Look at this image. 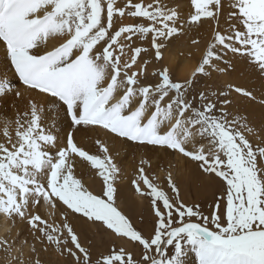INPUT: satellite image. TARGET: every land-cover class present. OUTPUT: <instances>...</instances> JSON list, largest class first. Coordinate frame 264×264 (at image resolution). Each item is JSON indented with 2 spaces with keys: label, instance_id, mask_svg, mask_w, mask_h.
I'll return each mask as SVG.
<instances>
[{
  "label": "snow or ice",
  "instance_id": "1",
  "mask_svg": "<svg viewBox=\"0 0 264 264\" xmlns=\"http://www.w3.org/2000/svg\"><path fill=\"white\" fill-rule=\"evenodd\" d=\"M190 8L182 18L165 0H0V98L26 99L14 119L0 118V215L9 224L0 236V264H52L41 253L57 257L55 264L69 257L70 264H185L188 253L197 264H264V127L257 131L228 110L233 91L257 98L231 84L197 87L199 79L233 68L229 53L264 80V0H190ZM125 16L140 21L124 23ZM205 20L214 28L197 66L174 79L163 50ZM60 113L72 129L98 127L136 146L171 150L218 178L223 190L205 214L183 202L170 171V191L155 184L146 173L150 162L141 159L131 183L150 198L154 234L146 238L116 206L121 169L109 147L97 139L91 154L73 131L58 136ZM82 162L102 178L101 195L76 177ZM41 205H60V221L42 218ZM69 212L137 242L142 258L113 245L94 260ZM18 223L28 225L24 239Z\"/></svg>",
  "mask_w": 264,
  "mask_h": 264
},
{
  "label": "rangeland",
  "instance_id": "2",
  "mask_svg": "<svg viewBox=\"0 0 264 264\" xmlns=\"http://www.w3.org/2000/svg\"><path fill=\"white\" fill-rule=\"evenodd\" d=\"M168 5L171 7L177 8V5L173 4L172 2H170ZM135 19L140 20V18H131V17L125 16L123 18V22L124 23L139 22V21H136ZM197 33H198V31H196L193 34H197ZM137 45L145 46V47L148 46V44L146 42L141 45V42H139V41H137ZM167 48H170V43H169ZM180 52H182V55H190L191 54V52H187L186 54H184L183 51H180ZM229 54H230V56L228 55L227 58L230 59L232 61V64H233V68L230 69L229 71H234V70H236V67H238V64L241 65L242 70L239 71L237 73V75L240 77H246L250 82H254L256 85L257 91L262 90V95L264 96V93H263L264 91L261 88V86L263 87L264 85L261 83V86H259L260 78L256 74V72L253 70V68L249 65V63L246 61V59L239 57V56L233 57L231 53H229ZM151 55H153V53H149V56H151ZM0 57H3V51L2 50L0 51ZM163 57H164V54H163ZM150 71H151V69H150ZM229 71L225 74L227 75L229 73ZM171 73H172L174 79L180 80V79H178V75L176 73H174V72H171ZM263 82H264V80H263ZM205 85H210L212 87V90L218 89V88L214 89L212 84L205 83V82H203L202 79L198 80V82H197L198 88H203ZM16 86L22 87L19 84L18 80H16ZM219 89L225 90L223 87H221ZM233 93H235V92L233 91ZM239 96H242L244 98V96L241 94H239ZM255 96L257 98L256 99V103H257L258 98L260 96H258L257 94H255ZM37 98L42 99V97H37ZM244 99L250 100L247 97H245ZM245 100L242 102H239V103L238 102L236 103V101L234 102L232 100V103L229 105L228 110H229V112H231L235 115H239L241 117L246 118L247 121L250 123V125L253 126L258 131L261 127H264V125H262V121H251V119L247 116V113L242 112V108H245V109L249 110L250 112H252L253 105H250V106L246 105L247 100L246 101ZM25 101H26V99L15 98L12 95L7 96L6 98H0V118L7 117L9 119H14V114L17 111V109L23 110L25 108V105H26ZM14 104H15V107H13ZM253 104H254V102H253ZM63 114L64 113H60V116L56 117V120H55L56 126H55L54 131L58 136H61V137L63 136V138H66L67 132L73 131L75 134L74 138H75V141L77 142V144H78V140L76 138L79 139V137L80 138L83 137L84 134L89 135V136L85 137V140L90 141L92 144H95V141L100 138L99 136H97L96 133H98V134L99 133H105L102 129H100L98 127H87V128H85L84 126H80L79 130L72 129L69 127L70 121L68 119H65ZM255 122H257L258 124H256ZM43 123L45 124V126H48L51 123V117L48 113L45 114V118H44ZM90 132H92L94 135V138L97 137V139L93 140ZM105 135H107V134L105 133ZM250 139L252 140L254 146H257L256 139L254 137H250ZM121 143H126L125 146H127V143L132 145V143L125 142L123 140H121ZM133 146L135 147L136 145H133ZM130 147H132V146H130ZM134 147H132V148H134ZM138 148H139V146H138ZM144 148L145 147H143V149L141 148V151L143 150V153L146 151V149H148V148L154 149L155 147L147 146L145 149ZM159 150H162V154H161L160 160L158 161V167L155 168L151 164H150V167H149V165H145L146 173L149 175V178L152 179L153 182L155 184H157L159 187H161L163 190L170 191L168 189V186H167V174L170 171L172 173L173 180L175 181V183L179 187L180 198L183 200V202L187 205L199 204L201 206V208L203 209L204 213L207 214L209 212L210 207L213 205V201H214L215 197L219 196L221 191L223 190L222 182L218 178H209L206 175L205 176H206L207 180H205L204 177L201 179H195V178H192L190 176H182L180 171H179V168H178L179 162H180L179 158L184 160V161L186 159L185 158L183 159V157L181 155H179V154H177L171 150H163L160 148H159ZM91 152H94L96 154L97 148L93 149ZM125 152H127V151L125 149H123L120 156H122L123 159L128 160L130 162V164L129 163L125 164V166L123 168H122V166L120 167L121 171L119 173V178H118L119 181L118 180L116 181V186H117V184L119 185L121 183H126L130 186V188H131L130 191L132 193V196H134V198H136V200L138 199L142 203L139 206V208L141 209L140 210L141 213H138L137 216H134L133 214H127L121 208L122 206H124L122 203V197L121 196L119 199H117V198L115 199L116 200V206L118 207V209L120 211H122L123 214L126 215L127 218H129V220L133 224V226L147 238V237L151 236L152 234H154V214H153L151 207H150V198L146 195L139 194L135 190L134 186L131 183V181L133 179H135L137 176V169L140 166L139 162L141 159H138L136 161L134 159V153L131 154L130 156L126 157V156H124ZM117 153L118 152H115V155H117ZM85 165H87V166H85ZM118 166H119V164H118ZM122 172H124V173H122ZM90 173L93 175H91ZM89 174H90V176H88ZM123 174H124V176H123ZM75 175L78 179H80L82 181V183L85 185V187L89 191H91L93 194H95V195H101L102 194V191L100 193H98V190H97V182L101 184L102 178L99 177L97 171L92 169L91 166L87 162L78 163V165L76 166ZM101 187L103 189V183L101 184ZM141 188L142 189L144 188L142 183H141ZM137 195H140V199L138 198ZM130 206H132V204ZM130 209H131L130 211L133 210V208H130ZM223 211H224V208H223V202H222L221 212L223 213ZM59 215H60L59 209L53 210L51 212V216H54V218H53L54 222H58L57 217H59ZM71 215H68V220L74 226V220H72L71 217H74V218H77V217L73 216V215L71 216ZM23 226H24V224H23ZM96 226H97V231H93L92 229H90L84 225L80 226V230L75 229L76 232L79 233L80 236L85 235L84 237H80L81 243L86 244V245L91 247L92 257L94 260L97 258L98 253L109 251L113 245H115V247H117V248L123 246L127 250L131 251L134 254V257H136L137 259L142 258V255H143L142 246H139L137 242H130L127 238H124V239L117 238L114 234H111L110 232H105L102 228H98V225H96ZM209 227H211V225H209ZM21 230L25 231L23 229V227L21 228ZM85 237H86V239H85ZM40 247L41 246L39 244H37V248H40ZM167 251L170 254L172 252L171 247ZM2 255L3 254L0 253V257H2ZM188 255L194 256V253L186 254V256H188ZM47 256L51 260L52 264H55V257H53L52 255L51 256L47 255ZM70 261H71L70 257L68 258L67 261L62 260L63 264H70Z\"/></svg>",
  "mask_w": 264,
  "mask_h": 264
},
{
  "label": "bare ground",
  "instance_id": "3",
  "mask_svg": "<svg viewBox=\"0 0 264 264\" xmlns=\"http://www.w3.org/2000/svg\"><path fill=\"white\" fill-rule=\"evenodd\" d=\"M146 2H150V0H146ZM165 2L167 4H169L170 2H172L173 4H176L178 10L181 13L182 18H186L191 11L190 0H165ZM135 20L140 21L139 19H135ZM221 22H222V24L224 23L223 20ZM213 28H214V24L211 21L205 20L201 25L193 26V28L190 31H186L184 35H181V36H178V37L172 39L170 41V48H167L163 51L164 57H163L162 63L167 65L171 72L176 73L178 75V79L183 80V79L187 78L189 76V74L191 73V71L196 67L199 59L201 58V55H202L204 49L206 48L207 43L211 39L212 33H213ZM196 31H198V33L193 34ZM193 39L199 40V44L193 45L191 43V41ZM180 51H183L184 54H186L187 52H191V54L190 55H182V52H180ZM228 55L230 56V54H228ZM241 70H242V66L238 64V67H236V70L229 71V73H230V74L228 73L229 75L228 74L226 75L225 73L220 74V73L214 72L212 74L211 79H202V80L205 83L212 84L214 89H216V88L219 89V88L223 87L225 90H227L228 85L234 84L235 86H240V87H243L245 89L251 90V91H253L254 95L257 94L258 96H260L258 98L257 103H256V100H251V99L247 100L246 99L247 100L246 105H249V106L253 105L252 112H250L249 110H247L245 108H242V112L247 113V116L251 119V121H262V125H264V106H262L259 103V100L262 97H264L262 95V90L257 91L256 85L254 82H250L246 77L238 76L237 73ZM261 83L264 85V82L262 79L259 80V86H261ZM19 88L24 93L25 98L30 95V93L25 91L23 89V87H19ZM261 88L264 91V86L263 87L261 86ZM244 98L242 96H239L238 93L232 92V94L230 95V99H232L234 102L236 101V103L244 101L245 100ZM253 102H254V104H253ZM255 123L258 124L257 122H255ZM0 127H2V119L0 120ZM90 134H91L93 140L97 139V137L94 138V135L92 132H90ZM96 134H97V136L100 137L99 139L109 147L110 154H112L114 156L116 163L119 164V167L122 166V168H123L125 166V164H128V163L130 164V162L128 160H125V159H123L122 156H120L123 149H125L127 151V152H125L124 156L127 157V156H130L131 154L134 153V159L136 161L138 159H146L150 162L151 165H153V167H155V168L158 167V161L160 160L161 154H162V150H159V148H156V147L154 149L148 148L143 153V150L141 151V148L143 149V147H141V146H139V148H138V146L134 147L133 146L134 144L131 145L129 143H127V146H125L126 143H121V139L115 138L114 136H109V135L107 136V135H105V133H99V134L96 133ZM86 136H89V135L84 134L83 137H81V138L79 137V139L76 138L78 140V145L83 146L89 152H91L95 148H98L95 144H92L90 141L85 140ZM61 138H63V136ZM130 146H132L134 148H132ZM115 152H118L117 155H115ZM93 153L94 152H91V154H93ZM179 160H180V162H179L178 168H179V171H180L182 176H190V177L195 178V179H201L204 177L205 180H207L206 176L201 173V171L198 169L197 164L195 162H191L189 160L184 161L180 158H179ZM85 166H87V165H85ZM124 172H122V173H124ZM90 174L88 176H90ZM91 175H93V174H91ZM123 176H124V174H123ZM101 184L97 182L98 193H100L102 191ZM116 187H117V192L115 194V199L116 198L119 199L120 196L122 197V203L124 206H122L121 208L127 214H133L134 216H137L138 213H141L140 212L141 209L139 208V206L142 203L138 199L136 200V198H134V196H132V193L130 191L131 190L130 186L126 183H121L119 185L117 184ZM137 196L140 199V195H137ZM131 204H132V206H130ZM130 208H133V210L130 211L131 210ZM56 209H59V211H60L61 206L58 205L57 208H52L50 206L41 205V207L37 210V212L39 215H41L42 218L51 217V219L53 220L54 216H51V212L53 210H56ZM68 215H71V213L69 212ZM57 219L59 222L61 219L60 215H59V217H57ZM71 219L74 220V226H73L74 229L80 230V226L84 225V226H87L88 228L92 229L93 231H97L96 225H93L91 223H86L84 219H78V218H74V217H71ZM8 227H9L8 222L5 220V218L2 215H0V236L5 235ZM16 227L20 228V229L23 227V229L25 231L21 230L22 233H21L20 239H24L28 233V225L25 223L23 226V224L18 223ZM84 236H80V237H84ZM85 239H86V237H85ZM29 242H31L30 238H29ZM27 251H28V249H27V247H25V254L26 255H27ZM47 255H49V254L41 253V256L46 261L49 260ZM52 256L55 257L54 255H52ZM56 260H57V257H55V261ZM184 260H185V264H197V261L195 260V257L193 255L186 256L184 258ZM59 264H63L62 260H60Z\"/></svg>",
  "mask_w": 264,
  "mask_h": 264
}]
</instances>
